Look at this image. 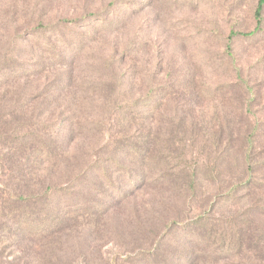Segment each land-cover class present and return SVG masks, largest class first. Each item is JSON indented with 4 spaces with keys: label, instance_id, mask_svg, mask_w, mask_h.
Returning <instances> with one entry per match:
<instances>
[{
    "label": "rangeland",
    "instance_id": "obj_1",
    "mask_svg": "<svg viewBox=\"0 0 264 264\" xmlns=\"http://www.w3.org/2000/svg\"><path fill=\"white\" fill-rule=\"evenodd\" d=\"M111 2L130 6L117 12L121 27L95 34L73 58L53 63L27 40L40 20L75 18ZM258 3L0 0V181L40 193L62 180L64 167L77 174L107 150L98 142L105 147L120 130L109 119L115 104L150 91L161 104L156 152L168 146L179 156L181 141L201 164L188 194L156 181L112 205L103 199L97 211L86 204L91 191L55 194L53 205L27 209L63 218L56 226L43 218L42 230L29 221L21 247L1 220L15 209L2 188L0 264H135L128 259L154 248L171 222L188 225L199 215L208 232L237 249L207 264H264V8L261 32L240 36L255 31ZM65 120H73V133L60 129ZM87 125L110 133L95 140L81 134Z\"/></svg>",
    "mask_w": 264,
    "mask_h": 264
},
{
    "label": "trees",
    "instance_id": "obj_2",
    "mask_svg": "<svg viewBox=\"0 0 264 264\" xmlns=\"http://www.w3.org/2000/svg\"><path fill=\"white\" fill-rule=\"evenodd\" d=\"M121 8L130 9V6L111 2L101 10H87L75 18L40 20L27 40L38 48H42L46 59L59 64L67 57L73 58L83 53L87 41L95 34L117 31L122 24L117 13ZM263 8L264 0H259L254 12L256 29L250 33L240 34L241 37L252 38L261 32ZM153 93L155 92L150 91L143 98L115 104L109 119H111L110 122H117L120 130L114 139L113 135H109L110 131L104 127L99 130L98 126L87 125V129L82 130L81 134H90L87 137L95 140L104 139L106 133L110 140L105 147L98 142L99 148L108 147L107 150L98 158L95 152V160L87 165L85 163L77 174L74 175L64 167L62 180L49 184L40 193H26L30 191L28 188L13 189L8 183L0 181V190L3 188L2 191L7 200L15 207L12 212L2 211L1 220L9 225L7 234L16 245L20 247L23 245L25 225L29 221L39 226L40 230L47 224L43 222V218L47 221L51 220L50 226H56L57 221H61L60 218H63L61 211L55 212L52 217L43 213V208L40 214H31L27 209L31 206L53 205L49 199L55 194L69 196L76 189L91 191L95 194V199L86 201V204H91L94 206V211H97L105 206L104 201L112 205L116 200H123L126 195L134 191L154 187L153 183L156 181H161V185L177 194L193 192L201 169L198 157L190 156L189 158L184 154V144L181 141H178V150L182 152L179 156L175 157L168 146L156 152L158 141L153 123L161 104ZM73 123V120H65L60 129L68 134L73 133ZM44 144L48 149L47 153L52 155L49 140ZM29 157L28 160L32 158V156ZM46 162L48 163L49 160ZM60 167L52 169L51 174L60 172ZM180 174H187L189 181L184 183ZM119 184L124 186L123 196L118 191ZM88 197L90 196L87 195L86 199ZM190 222L188 225L182 222H171L164 235L157 241L156 248L142 251L136 255L140 258H129L128 261L131 260L135 264H207L208 259L216 261L225 251L233 253L237 250L230 245L226 246L225 240L212 231L208 232L203 216L199 215Z\"/></svg>",
    "mask_w": 264,
    "mask_h": 264
}]
</instances>
